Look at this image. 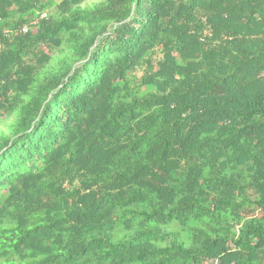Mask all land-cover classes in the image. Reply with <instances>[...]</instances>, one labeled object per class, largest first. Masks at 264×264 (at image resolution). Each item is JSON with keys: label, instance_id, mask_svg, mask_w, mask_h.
<instances>
[{"label": "trees", "instance_id": "1", "mask_svg": "<svg viewBox=\"0 0 264 264\" xmlns=\"http://www.w3.org/2000/svg\"><path fill=\"white\" fill-rule=\"evenodd\" d=\"M87 1L0 0V264H264V0Z\"/></svg>", "mask_w": 264, "mask_h": 264}, {"label": "rangeland", "instance_id": "2", "mask_svg": "<svg viewBox=\"0 0 264 264\" xmlns=\"http://www.w3.org/2000/svg\"><path fill=\"white\" fill-rule=\"evenodd\" d=\"M102 0H88L85 5L91 6L94 5ZM135 75L140 78L142 75V72L137 70ZM13 119H0V132H8V127L10 124H12Z\"/></svg>", "mask_w": 264, "mask_h": 264}, {"label": "built area", "instance_id": "3", "mask_svg": "<svg viewBox=\"0 0 264 264\" xmlns=\"http://www.w3.org/2000/svg\"><path fill=\"white\" fill-rule=\"evenodd\" d=\"M27 31H28L27 27H24V28L22 29V32H23V33H26Z\"/></svg>", "mask_w": 264, "mask_h": 264}]
</instances>
